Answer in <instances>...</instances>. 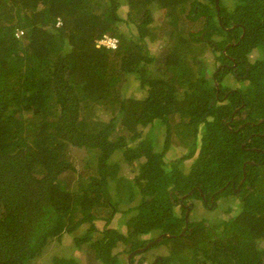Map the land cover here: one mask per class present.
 Segmentation results:
<instances>
[{
  "label": "trees",
  "instance_id": "trees-1",
  "mask_svg": "<svg viewBox=\"0 0 264 264\" xmlns=\"http://www.w3.org/2000/svg\"><path fill=\"white\" fill-rule=\"evenodd\" d=\"M125 1L134 10L128 17L138 32L136 41L148 33L151 19L143 9L153 1L168 19L178 18L174 9L182 13L188 7L189 19L204 17L192 35L195 43H202L204 31L215 62L234 59L237 79H248L250 88L240 94L221 84L227 72L236 71L231 68L223 72L213 65L209 72L192 61V69L170 55L155 60L115 28L123 20L116 0H0V264H35L48 244L57 243L56 253L59 239L84 222L90 227L74 238V245L98 232L93 248L100 264H125L121 255L143 247V237L155 233L173 236L159 243L167 249L170 244L168 264H264L259 245L264 242V152L241 148L245 142V148L264 151V136L246 142L252 132L263 133L264 122L234 131L244 123L235 120L242 113L252 123L264 119V0H233L231 7L219 0L218 12L214 0ZM103 35L118 39L116 50L95 48ZM212 35L221 41L213 42ZM153 61L161 67L158 75L145 67ZM135 75L145 94L124 98L118 83L123 76L129 83ZM90 103L109 105L120 117L105 124L88 121L80 111L91 110ZM176 114L183 121L177 136L191 138L192 144L184 157L167 162L170 119ZM117 120L131 133L128 141L122 136L110 140ZM158 125L164 126L160 150ZM69 146L96 150L94 174L76 173ZM196 151L198 158L185 174L183 162ZM116 152L128 164L139 161L133 182L116 177V165L109 161ZM193 172L204 176L206 185ZM243 173L237 214L211 227L194 223L180 235L184 217L173 213L180 196L200 189L218 202L232 183L238 186ZM108 178L119 199L132 203L136 193L138 204L126 211L112 204ZM225 206L228 212L231 206ZM105 208L110 213L98 231L93 221ZM131 211L124 234L106 228L115 213ZM50 264L77 262L55 255Z\"/></svg>",
  "mask_w": 264,
  "mask_h": 264
},
{
  "label": "rangeland",
  "instance_id": "rangeland-1",
  "mask_svg": "<svg viewBox=\"0 0 264 264\" xmlns=\"http://www.w3.org/2000/svg\"><path fill=\"white\" fill-rule=\"evenodd\" d=\"M224 4H227V6L231 7L233 5V0H223ZM120 3V6L118 8V11L120 13V16L123 17V20L121 22H115V28L119 32H123L126 37L131 41V43L134 46H138L141 48L143 46L146 47L148 50V53L150 56H152L155 60H159L161 57L167 58L168 55L170 57H174L176 61L181 60V64H184V66H189L193 69L195 67L192 64V61L195 63H202L203 66H205L209 70L213 65V60H216V57L213 58L211 55V52L209 50L208 45V39L203 38V35L205 34L204 31H200L199 38H201L202 43H195L196 41L193 39L192 35L193 32L199 31L203 24H204V18L200 17L197 20H190V19H183L185 16H182V14L179 16V9H174L176 11L175 13L178 15L179 19L174 15L172 18L168 19L167 16H165V10L158 7L156 1H153L150 5H147L143 11L147 12L149 18L151 19V22L147 25V31L148 33L144 35V38L141 41H136L138 37V32L136 31V27L130 24V18L128 17V14L133 10L130 8L125 0H116V5ZM175 6L174 8H176ZM181 6H179L180 8ZM188 8H186V11ZM134 11V10H133ZM193 16V13L191 14ZM211 37L213 42H217L221 40V37L216 36H209ZM152 38H154L152 40ZM192 40H191V39ZM192 41V42H191ZM228 44L225 46L227 48ZM223 54V53H222ZM185 55V57H184ZM169 57V58H170ZM187 60L184 62V59ZM164 58V60H165ZM195 59V60H194ZM163 59L161 58V61ZM167 62V60L165 61ZM175 63V62H174ZM220 63V62H218ZM193 65V67H192ZM145 67L148 69V72L154 75H158L160 73L161 67L159 64H157L155 61L152 63H147ZM221 66H219L217 69H219ZM213 68V67H212ZM195 70V69H194ZM241 68L239 69V71ZM209 72H212L209 70ZM209 75V73H208ZM211 75V74H210ZM234 76V74L232 73ZM138 78L137 75L132 76L130 78V82L127 81V76L120 80L118 83L119 90L121 93H123L124 98H137L139 97V93L144 96L145 92L144 90H141L138 86ZM223 84H226V86L230 89H237L241 94H244L249 89L250 82H236L233 77L231 76H224L223 78ZM217 94V91H216ZM89 109H84L80 111L81 117L86 118L88 121L91 122H99L102 124L107 123L112 117L119 116L120 114H114L112 115V107L109 105H100V104H87ZM118 117V118H119ZM118 122V120H117ZM182 119L179 115H174L170 119V130L172 132L171 139L169 140V149L166 150L165 154V161H175L178 160L181 157H184L187 152L189 145L192 144L191 138H180L177 136V131L182 129ZM156 131L159 133L158 141L156 145V150H160L163 147V133H164V126L158 125L156 126ZM155 127V128H156ZM148 128V127H147ZM147 128H144L142 135L147 131ZM243 129H241L242 131ZM203 133V124H201L198 128V136L196 137V143L197 146L199 143V138ZM131 133L127 131L125 126H123L121 123L118 122L116 128L112 132L110 136V140H114L115 137H123L124 141H128V138L130 137ZM244 135V134H243ZM138 140L136 141L128 142V146H135ZM68 153L71 159V162L75 168L76 173H85L87 175H92L95 173V162H96V156L97 152L96 150H89L84 148H74V147H68ZM198 158L197 151L195 154L190 158L186 159L183 164H185L184 172L187 173L190 169L191 163H193ZM87 161V163L85 162ZM109 161L111 164L116 165V177H120L121 179H124L128 182H133L134 177L137 173L138 168V162L134 161L131 164H128L126 161H124L121 157V154L116 152L112 154V156L109 158ZM87 164V166H86ZM74 171H71L68 173V175L74 177L73 174ZM77 174V175H78ZM205 175V174H204ZM77 177V176H76ZM198 177L202 184L206 185V182L203 178H205L202 175H199V173L193 172V178ZM108 186H109V194L108 198L111 200L112 204H115L119 210L126 211L128 208L138 204L140 197L138 194L135 193V199L132 201V203H128L125 200L119 199L118 193L114 190L113 182L108 178ZM77 187V179L75 178L73 181L72 188ZM188 193H186L187 195ZM208 197V195H206ZM122 200V201H121ZM211 198L209 199V201ZM223 203V205H222ZM225 204H228L231 206V209L224 213L226 210L224 209ZM219 208H216L212 211H207L206 209L201 208V206H198L194 210L191 211L189 214V222L191 223H200L205 222L209 227L212 225H215L220 220H226L233 215L237 214L239 209L237 210V207L240 204L239 200L236 198H232L231 196H224L219 200ZM176 214H179L178 208L176 207L174 209ZM181 212H185L183 209ZM110 213L109 208H105L103 213L98 214L97 220L93 221L96 225V228L98 231H101L105 221L104 217H107ZM134 214V211L127 212V213H115L110 221V223L107 225V229H117L120 230L123 234L126 232L127 227L124 225L125 221L131 217ZM186 214V213H185ZM185 223V221H184ZM90 222H84L83 224L79 225L76 230L73 232V234H64L61 239H59L58 242H61V248L57 250L55 253V246L57 243L55 241L51 242L46 246V248L43 251V254L37 260L35 261V264H50L52 261L53 256H62L63 258H73L77 262V264H100L99 261H97L95 256V249L93 246H95L94 241L98 237V232L91 233L88 236V240L83 241L81 244L77 243V245H74V238L77 236H80L84 234L90 227ZM184 225V224H183ZM259 245L261 248H264V242H259ZM152 246L148 247L145 245L143 247V250L146 252L142 253L144 255L145 262L148 260L153 263L154 259V252L151 248ZM156 248V247H155ZM124 249V246H118L117 250ZM165 250V253L164 250ZM168 250L171 251V247L169 244L168 249L163 246L161 248V252H159V249L157 250L158 255L163 253L164 255L159 256L164 260L165 264H168L169 261H167L166 256L169 255ZM195 256L200 259V254L198 252L194 253ZM123 256V255H122ZM122 260V257H120ZM125 260L127 261V256L125 257ZM173 260L170 258V261ZM148 264V263H145Z\"/></svg>",
  "mask_w": 264,
  "mask_h": 264
},
{
  "label": "clouds",
  "instance_id": "clouds-1",
  "mask_svg": "<svg viewBox=\"0 0 264 264\" xmlns=\"http://www.w3.org/2000/svg\"><path fill=\"white\" fill-rule=\"evenodd\" d=\"M215 1V0H214ZM222 1V0H221ZM215 3V2H214ZM222 3H223V1H222ZM224 4V3H223ZM217 5H218V10H219V0H218V3H217ZM189 8V7H188ZM190 11V10H189ZM187 13H188V10L186 11V9L182 12V13H180L179 12V16L182 14V16H185L183 19H189L188 17H187ZM191 14V13H190ZM200 18V17H199ZM204 18V17H203ZM177 19H179V17L177 18ZM191 20V19H190ZM204 20H205V18H204ZM215 21H217V23H219L220 24V20H219V16H218V18H216L215 19ZM59 23V24H58ZM57 25H60V20L58 19L57 20ZM226 30H231V26L229 27V28H227ZM194 33V32H193ZM103 36H108V37H112V36H109V35H103ZM102 36V37H103ZM214 36H216V37H220V36H218V35H214ZM102 37H100V38H97L96 39V41H95V48H97V49H99V48H103V49H106V50H108V51H114V50H116V48H114V49H111V48H106V47H104V46H100V47H98L97 46V42H98V40H100ZM112 38H115L116 40H117V45H118V39L116 38V37H112ZM212 38H213V35H212ZM221 41V40H220ZM218 42V41H217ZM117 47V46H116ZM213 64H215L217 67H216V69L218 68V64H217V62H215L214 60H213ZM219 64H221V63H219ZM230 65V64H229ZM223 68H225V71H223L224 69ZM234 68V67H233ZM235 68H237V66L235 67ZM228 69H230V68H228V67H222V68H220V69H218V70H222L223 72H226ZM232 69V68H231ZM235 72H238V69L235 71ZM232 73L233 72H227L224 76H231V77H233L234 78V80L237 82H240V83H242V82H245V81H249L248 79H244V80H240V79H237V77L236 76H233L232 75ZM224 76L222 77V80H221V84H223V78H224ZM250 82V81H249ZM223 85H226V84H223ZM215 86H216V88L218 87V85L217 84H215ZM249 88H250V85H249ZM229 90L230 91H238L237 89L235 90V89H230L229 88ZM216 91L218 92L219 90L218 89H216ZM248 91V90H247ZM239 92V91H238ZM241 94V93H240ZM245 94V93H244ZM237 110V109H236ZM239 118V117H238ZM238 118L236 117V119L235 120H238ZM264 122V119L263 120H259L258 122H256L258 125H261V123H263ZM246 125V124H245ZM245 125H242V126H240V124H238L237 126H236V129L234 130L235 132H237V131H239L240 129H243L244 127H245ZM252 134H260V132H258V133H254V132H252ZM249 135H251V134H249ZM262 137L264 136V129H263V133H261L260 134ZM260 135H258V136H260ZM250 139H251V136H249V138L246 140V142H249L250 141ZM245 142H243L242 144H241V148L242 149H244V150H251V151H253V152H264V151H262V150H259V149H254V148H250V147H248V148H245ZM197 154H198V151H197ZM182 158V157H181ZM180 159V158H179ZM176 161V160H175ZM185 173V172H184ZM188 173V172H187ZM187 173H185V174H187ZM245 179V175H244V173H243V177H242V179H241V181L239 182V184H238V187H237V189H239V186L241 185V183L243 182V180ZM196 191H197V194H194L193 195V192H194V190L192 189V190H190L189 192H187V193H190V195L188 196V197H185V199H183V204H186L185 206H187V202L186 201H189L190 203H191V210H192V203H193V201L197 198V197H199V195L202 197V196H206V195H204V193H202L201 192V190L200 189H196ZM183 196H186V193L184 194V195H182V196H180L179 198H178V200L176 201V204L178 205V201L179 200H181V198L183 197ZM210 196V194L208 195V197ZM226 196V195H225ZM227 196H229V192L227 193ZM208 197H207V199H208ZM235 198V197H234ZM237 199V198H236ZM213 200H214V198L211 196V200L209 201V202H211L212 203V206H213V204H214V202H213ZM238 200V199H237ZM219 203V201L217 202V204ZM176 208V205L174 206V208H173V213H174V215H176V216H181V215H183V217H184V221H185V219H187V228L182 232V230H183V228H184V225H183V228H182V230H181V232H180V235H183L188 229H190V227L192 226V224H194V223H191L190 224V222H189V214L191 213V210L189 211L188 209H185V212H181L180 210H179V208H178V211H179V214H176L175 213V211H174V209ZM202 208V207H201ZM216 208H219V205L217 206L216 205V207L215 208H211V209H206V208H203V209H206L207 211H212V210H214V209H216ZM183 209V208H182ZM181 209V210H182ZM184 210V209H183ZM227 212V209H226V211L224 212V213H226ZM185 213L187 214V217L185 218ZM200 223H203L204 225H206V226H208L205 222H200ZM197 224V223H196ZM171 237H173L172 235H169V234H158V233H155V235L153 236V237H148V236H145V237H143L144 239H145V241H146V243H145V245H147L148 247H150V246H152L151 248H154L153 249V252H154V257H157L158 259H159V262L160 263H162V258H160L159 256H161L162 257V255H164L163 253H161L160 255H158V254H156L157 253V250L159 249V252H161V248L163 247V244H159V243H161L164 239H169V238H171ZM152 238H154V239H152ZM154 240V241H153ZM156 240H159V241H156ZM158 244V245H157ZM144 245V246H145ZM143 246V247H144ZM143 247H141V248H138V249H136V250H134L133 252H130V254H128V255H121V257L123 258V260H124V262H125V264H145V263H149L150 261L148 260L147 262H145V259H144V255H142V253H144V252H146L145 250H143ZM156 247V248H155ZM162 250H164V249H162ZM127 256V261L125 260V257ZM159 262H157V264H160ZM151 263V262H150Z\"/></svg>",
  "mask_w": 264,
  "mask_h": 264
},
{
  "label": "flooded vegetation",
  "instance_id": "flooded-vegetation-1",
  "mask_svg": "<svg viewBox=\"0 0 264 264\" xmlns=\"http://www.w3.org/2000/svg\"><path fill=\"white\" fill-rule=\"evenodd\" d=\"M236 26V25H235ZM219 66H221L220 68H222V67H228V68H232L233 70H237V68H235L236 67V63H235V61H234V59H232V58H227V62H223V63H221V64H219V63H217ZM230 64V65H229ZM218 66V67H219ZM234 67V68H233ZM219 68V69H220ZM223 69H225V68H223ZM235 73V75L234 76H236V72H233V74ZM239 77V76H238ZM223 85V84H222ZM219 92H220V90L217 92V95H219ZM221 100H223V99H221ZM239 117V116H238ZM237 117V118H238ZM233 118V117H232ZM239 119H243L244 120V123L243 124H240V126H242V125H245V124H249V125H251V126H257L258 124L257 123H252V122H249V121H246L245 119H246V114L245 113H242V116H240L239 118H238V120ZM258 135H260V134H251L250 136L251 137H256V136H258ZM260 137H262L261 135H260ZM247 150V149H246ZM237 187L238 186H235L234 185V187H233V183H232V188L230 189L229 188V196H231L232 198H238V195H239V189H237ZM231 192V193H230ZM211 198V196H209L208 197V199H207V197L206 196H200L199 195V197H197L194 201H193V203H192V210H194L195 208H197L198 206H201L202 208H206L207 210L208 209H213V208H215L216 207V205H217V202H215L214 204H213V206H212V203L211 202H209V199ZM187 202V206H185L186 204H183V202L181 201V200H179L178 201V205L176 204V207H178L179 208V210L181 211V209L183 208L184 209V211H185V209H188L189 211L191 210V203L189 202V201H186ZM224 209L226 210L227 209V206H225L224 207ZM191 210V211H192ZM157 262H159V259L156 257L155 259H154V261H153V263L152 264H157ZM148 264H151L150 262L148 263Z\"/></svg>",
  "mask_w": 264,
  "mask_h": 264
},
{
  "label": "built area",
  "instance_id": "built-area-1",
  "mask_svg": "<svg viewBox=\"0 0 264 264\" xmlns=\"http://www.w3.org/2000/svg\"><path fill=\"white\" fill-rule=\"evenodd\" d=\"M97 46L98 47L104 46L106 48L114 49L117 46V40L115 38H112V37L103 36L100 40H98Z\"/></svg>",
  "mask_w": 264,
  "mask_h": 264
},
{
  "label": "water",
  "instance_id": "water-1",
  "mask_svg": "<svg viewBox=\"0 0 264 264\" xmlns=\"http://www.w3.org/2000/svg\"><path fill=\"white\" fill-rule=\"evenodd\" d=\"M217 3H218V0H215V7H216V10H217V12H218V5H217ZM190 195V193H188L186 196H183L182 198H181V201H183V199H185V197H188ZM187 217V214H185V218ZM187 228V219H185V223H184V228H183V230H182V232L185 230ZM156 241H159V240H156Z\"/></svg>",
  "mask_w": 264,
  "mask_h": 264
}]
</instances>
